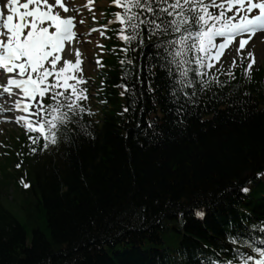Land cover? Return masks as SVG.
I'll list each match as a JSON object with an SVG mask.
<instances>
[{"label": "trees", "instance_id": "1", "mask_svg": "<svg viewBox=\"0 0 264 264\" xmlns=\"http://www.w3.org/2000/svg\"><path fill=\"white\" fill-rule=\"evenodd\" d=\"M152 53L128 52L133 64L112 54L100 72L101 125L73 118L55 162L26 161L22 218L0 203V264L192 263L248 216L261 218L240 185L264 166V69L203 91L197 83L177 104ZM0 169V191L18 184L7 164ZM167 237L178 244L164 246Z\"/></svg>", "mask_w": 264, "mask_h": 264}, {"label": "snow or ice", "instance_id": "2", "mask_svg": "<svg viewBox=\"0 0 264 264\" xmlns=\"http://www.w3.org/2000/svg\"><path fill=\"white\" fill-rule=\"evenodd\" d=\"M113 4L121 11L112 13L107 24L81 35L98 31L101 37L110 38L106 31L118 24L112 31L125 45L120 49L125 53L121 64H133L127 59L129 51L152 48L153 66L166 72L170 95L177 104L181 98L178 93L185 102L191 101L197 83L201 91L213 82L220 84L211 70L220 64L216 71L225 74L221 58L230 49L235 55L226 75L234 79L231 69L237 67V57L242 66L253 36L264 33V0H113ZM81 12L77 0H6L0 7V100L10 101L9 111L17 113L16 122H23L29 133L36 134L29 136L33 144L42 138L44 148L56 143L61 129L85 112L80 103L87 99L86 89L80 87L86 82L82 54L75 46L80 43L76 29ZM79 23L83 24V19ZM247 56L250 62L245 75L256 62L252 51ZM147 74L156 75L152 68ZM148 89L154 90L151 80ZM181 110L182 106L176 109L178 114ZM231 243L237 245L229 249L232 259L209 260L207 264H264V240L260 241L262 246L239 237Z\"/></svg>", "mask_w": 264, "mask_h": 264}, {"label": "rangeland", "instance_id": "3", "mask_svg": "<svg viewBox=\"0 0 264 264\" xmlns=\"http://www.w3.org/2000/svg\"><path fill=\"white\" fill-rule=\"evenodd\" d=\"M102 2L98 3V7L99 10L102 11ZM98 14V13H97ZM88 27V26H87ZM85 27V28H87ZM258 42L261 41V36L258 35L255 38ZM95 38V35L91 36V40H89V42L87 45L90 52H89V68H86V61L82 58V75L84 78H86V82H87V87H88V91H90L91 88V93L93 92V85H94V78H95V72H96V68H97V61L98 59H100L99 57L102 56V52L103 49L102 47H100L97 44V40ZM103 40H100V45H102ZM261 44L264 42H260ZM248 51H252L254 53L255 56V63L254 65H264V59L263 58H257L258 53L256 52V47L254 46L253 48H249L247 49ZM87 91V94H88ZM94 93V92H93ZM89 99V98H88ZM20 131H18L14 126H12L11 124L9 125H0V162L3 161V159L8 155L7 153H5L4 151H7V149H14V143L15 140H17V137L20 135ZM13 168H15V166H12ZM12 188V187H11ZM7 196L9 199H12L13 197V191L11 192V189H9V192H7ZM20 198L17 197L16 203H18V200ZM13 203L15 202V199L12 201ZM22 217V215H21ZM28 229V233H27V237L28 240L27 242H30V237H31V231L29 226H27Z\"/></svg>", "mask_w": 264, "mask_h": 264}, {"label": "bare ground", "instance_id": "4", "mask_svg": "<svg viewBox=\"0 0 264 264\" xmlns=\"http://www.w3.org/2000/svg\"><path fill=\"white\" fill-rule=\"evenodd\" d=\"M264 35V34H263ZM255 44H257V42H253V38H252V40L250 41V43H249V46L251 45V46H255ZM76 46V45H75ZM248 46V47H249ZM79 49H80V51H82V53L83 54H88V49H87V47H85V46H83V45H81V44H78V46H77ZM256 52L258 53V55H257V58H263L264 59V43H259L257 46H256Z\"/></svg>", "mask_w": 264, "mask_h": 264}]
</instances>
